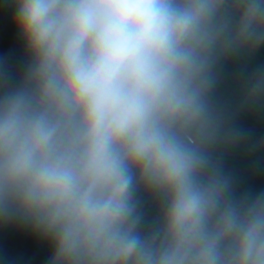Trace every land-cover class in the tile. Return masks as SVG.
Returning a JSON list of instances; mask_svg holds the SVG:
<instances>
[{
    "label": "clouds",
    "instance_id": "obj_1",
    "mask_svg": "<svg viewBox=\"0 0 264 264\" xmlns=\"http://www.w3.org/2000/svg\"><path fill=\"white\" fill-rule=\"evenodd\" d=\"M5 13L0 235L46 264H264V0Z\"/></svg>",
    "mask_w": 264,
    "mask_h": 264
},
{
    "label": "water",
    "instance_id": "obj_2",
    "mask_svg": "<svg viewBox=\"0 0 264 264\" xmlns=\"http://www.w3.org/2000/svg\"><path fill=\"white\" fill-rule=\"evenodd\" d=\"M10 36L15 40L16 34L14 32H9L8 16L5 13L3 16H0V40L5 42V47ZM261 59H264V56H262ZM253 187L264 189V176L260 177L253 184ZM8 248L18 257L19 264H46L49 256L48 249L42 244L34 243L28 245L15 240L9 241L8 239Z\"/></svg>",
    "mask_w": 264,
    "mask_h": 264
}]
</instances>
